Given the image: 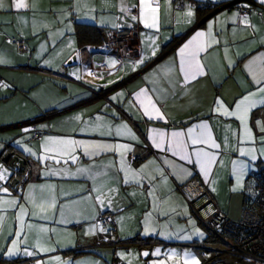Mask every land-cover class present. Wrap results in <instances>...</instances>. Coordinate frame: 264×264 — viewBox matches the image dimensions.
<instances>
[{"label": "crops", "instance_id": "1", "mask_svg": "<svg viewBox=\"0 0 264 264\" xmlns=\"http://www.w3.org/2000/svg\"><path fill=\"white\" fill-rule=\"evenodd\" d=\"M187 1L182 9H178L173 0L171 6L168 0H160L157 31L144 28L142 23L131 19V14L120 11L122 5L131 6L138 0H82L80 8L73 10L71 15L62 10H68L72 0H28L34 7L22 10L13 9L12 0H3L4 7L0 8V59L6 63L0 64V165L7 169V179L0 184L8 187L11 193V197L5 198H19L29 210L33 206L24 197L32 191L39 192L41 187L55 186L57 200L56 209L47 210L46 219L23 217L37 227L25 229L26 235L21 234L24 242L19 245L20 251L11 256L7 250L16 237L8 233L18 230L19 223L14 215L18 209L5 206L7 210L0 211V216L4 217L0 222V260L3 264H24L26 261L35 264L37 261L41 264H154L158 261L184 264L185 253L189 254V261L195 256L200 264H245L226 252L224 238L211 233L199 222L180 188L188 180L197 178L211 192L221 212L232 220H239L252 193L251 178L264 173V156L259 151L254 161L239 153L241 148L259 150L261 145L238 143L239 122L212 114L217 97L231 106L238 97L255 87L246 65L253 57L264 54V14L260 15L254 9L249 13V20L255 25L254 32L243 24L237 26V18L233 15L238 6L249 5L247 2L193 0L228 5L204 11L189 7ZM51 9L58 11L59 19L65 18L57 26L48 14ZM189 10L193 12L190 22L186 16ZM77 24L94 26L99 37L79 43ZM134 25L139 26L138 58L122 61L104 47V32H125ZM198 31L205 32L206 36L210 31L212 37L220 41L201 53L207 74L193 81L187 92L177 87L175 94L168 97L163 104L166 122L143 116L135 103L136 94L146 89L155 98L160 95L157 89H169V82L177 81L181 60L179 49ZM9 39L24 41L26 51L18 53ZM153 48L155 56H152ZM141 59L144 63L138 64ZM113 60L116 61L114 67L110 63ZM229 61L234 62L232 68L228 66ZM134 65H138L135 70ZM45 114L49 116L46 121L35 123V127L42 128L45 134L33 141L30 122ZM97 116L101 117L103 129L90 127L93 122L99 123ZM257 118L264 119V108L252 113L250 123L254 125ZM202 120L209 121L213 138L221 144L217 162L211 166L207 177L197 164L157 149L151 140L153 128L165 131L166 137H170L172 132L186 131ZM122 122L129 125L139 138L138 142L100 134L109 125ZM81 129L85 131L81 132ZM112 131L115 132L114 127ZM253 131H256L254 126ZM45 136L130 144L132 150L127 153V163L131 169H143V178L139 184L135 181L124 184V173L117 175L116 168H110L115 180L105 182L103 191L107 197L104 204L94 199L82 200L95 182L79 175H46L50 169L62 166L39 159L43 155ZM12 151L25 158V172L30 174L29 180L18 191L14 188L15 174L3 160L4 155ZM77 154L80 155L78 165L63 167L75 172L77 167L102 169L112 163L119 166V156L114 152L95 158ZM240 161L248 167L239 177L238 186L235 170ZM184 171L191 175L183 174ZM29 185L36 187L29 189ZM109 188L115 191L110 192ZM149 191L154 194L149 195ZM65 204L68 207L61 212ZM108 212L113 213V225L97 226L98 217ZM39 226L48 231L41 234ZM199 227L211 234L196 239ZM103 237L109 240L101 241ZM114 242L120 246H115ZM41 246L54 251H40ZM25 248L37 254L26 256L23 254ZM157 249L160 255H152ZM144 252L149 255L144 256Z\"/></svg>", "mask_w": 264, "mask_h": 264}, {"label": "snow or ice", "instance_id": "2", "mask_svg": "<svg viewBox=\"0 0 264 264\" xmlns=\"http://www.w3.org/2000/svg\"><path fill=\"white\" fill-rule=\"evenodd\" d=\"M172 0H168L169 6H171ZM259 3L264 4V0H258ZM82 0H72L71 5L67 11L68 15L72 14L73 10L80 8ZM4 7L3 0H0V8ZM11 7L15 10L30 9L34 5L30 4L28 0H12ZM244 8H250V5H241ZM132 8L137 9L136 14L131 15V19L142 23L143 27L146 29H156L159 30L160 16H161V3L160 0H138L136 4L131 6H121L120 11L125 14H130ZM234 17L238 18L240 22L245 26V28H252L255 32V25L251 24L249 20V13L245 12L241 14L240 12L234 13ZM186 16L191 20L193 12L191 10L187 11ZM118 27V25H113ZM212 25H209L211 29ZM211 38V42H209ZM154 44V41H150ZM220 41L212 37L211 32L206 36L203 31H198L196 34L187 41L180 49L178 55L180 56V67H179V78L176 82H169V89H157L160 92L159 96L154 98L153 93L150 90L141 89L139 93L136 94L135 103L139 105L143 116H146L150 120H160L167 121L166 114L163 111V104L167 101L168 97L175 94L177 87H180L183 92H187L188 86L196 81L201 76L207 74L206 65L202 63L201 53L206 52L213 44H218ZM156 55V51L153 48L152 56ZM225 57L227 58V49L225 50ZM144 59H147L145 57ZM144 59L138 61V64H143ZM6 63L4 60L0 59V64ZM114 67L116 61L110 62ZM232 61H229V68L233 67ZM138 65L133 66V70ZM249 69L254 83V88L251 91H246L244 95L238 97L235 102L228 106L224 103L221 97H217L214 101V108L212 110L213 115L223 116L229 119H236L239 122L238 129V143L240 144H250L255 145L259 143L261 148L258 150L255 147H249L247 149H239V153L242 156L249 157L252 161L257 159V151L260 155L264 156V119L257 118L256 121L250 123L252 113L258 109L264 108V54L253 57L252 60L246 65ZM79 79V76H77ZM6 86V85H5ZM116 99V97H112ZM116 114L113 113V116ZM76 119H79L77 117ZM96 122H93L90 127L92 128H104V124L101 121V117H96ZM253 126L256 131H253ZM115 128V132L112 128ZM23 131L27 132L28 129ZM85 131L81 129V132ZM152 136L151 140L154 146L165 152H171L172 155L179 157L180 160L186 161L188 163H195L199 166L200 171L205 177L211 172V166L217 162V156L219 150L221 149V144L217 143L213 138L210 123L207 120H202L199 123H194L192 126L188 127L186 131L172 132L170 137H166L165 131L153 128L151 130ZM259 133V135H258ZM101 135L107 136H117L125 137L132 141H139L137 135L132 131L126 122H122L115 125H109L106 130L101 131ZM186 137V139H185ZM44 143L42 144L43 155L39 157L42 161H52L54 165H61L60 168H52L46 175H79L87 177L93 180L94 186L89 188L87 197L85 199H94L98 201L101 205L104 204V198L107 197V193L103 191L105 182L108 180H115V176L110 173V168H116V174L124 173L122 178V183L128 184L135 181L140 183L142 180L143 169L135 170L127 163V153L132 150L130 144L121 143H108L103 140H78L72 136L64 137H53L45 136L43 137ZM190 141V143H189ZM17 144L20 143L19 140L16 141ZM163 146V147H162ZM203 146V147H199ZM2 147V145H0ZM191 149V151H189ZM25 151L32 155L31 149L25 148ZM85 157L95 158L106 152H114L119 156V166L115 163L110 165H105L103 168H98L96 166H85L77 167L75 172H72L70 168L63 167L64 165H78L80 161V155ZM193 157L195 159H193ZM248 165L244 161H240L236 168V175L238 178L243 176L244 170ZM183 174L191 175L189 171H184ZM163 175V172L161 173ZM7 179V169H4L0 165V181H5ZM155 179V177H151ZM205 183L209 181L205 180ZM36 186L29 185V189H34ZM55 186H48L47 189L41 187L39 192L32 191L30 194L24 197V199L31 202L33 208L29 210L24 203H21L19 198L7 199L5 196L11 197V193L8 187L0 186V193L5 195H0V211H6L7 208L18 209V213L15 215V220L18 221V230L8 233V235H13L16 239L11 240V247L7 250L8 255H15L20 251L19 245L24 241L21 239V234L25 233V229L32 230L34 227L30 222H26L23 217L29 216L30 218H40L46 219L47 210H55L57 205L56 196L54 195ZM109 191H115V189L109 188ZM93 193H98L95 197L92 196ZM152 191H149V195H153ZM111 199L109 198V204ZM7 206V208L5 207ZM68 205L65 204L60 209L63 212L64 208ZM38 209V211H37ZM4 217L0 216V222H3ZM102 231H107V229H101ZM38 231L43 234L48 231L47 228L39 226ZM53 231H55L53 229ZM197 233L199 230L197 229ZM26 235V233H25ZM190 237H185L189 239ZM40 251L48 252L54 251L51 248L40 247ZM23 254L26 256H35L37 253L29 251L27 248L23 250ZM144 256H148V252L143 253ZM152 255H160V250L157 249ZM188 253H185L184 264H200V261L195 257L191 256L190 261L187 258ZM59 259L58 257L56 258ZM37 264H41L37 261ZM154 264H164L163 261L154 262Z\"/></svg>", "mask_w": 264, "mask_h": 264}, {"label": "built area", "instance_id": "3", "mask_svg": "<svg viewBox=\"0 0 264 264\" xmlns=\"http://www.w3.org/2000/svg\"><path fill=\"white\" fill-rule=\"evenodd\" d=\"M249 3L250 8L238 6L237 12L241 14L250 13L253 9L260 15L264 14V4L258 3V0H238ZM178 9H182L185 0H173ZM187 4L192 8L201 9H219L226 6H217L206 2L197 3L188 0ZM230 5V4H229ZM137 9L132 8L131 15L136 14ZM237 26L242 23L237 18ZM139 26L134 25L125 32L115 30H105L104 47L113 55L118 56L122 61H135L138 58L139 48L137 46V36ZM11 43L15 46L18 53L26 51L25 42L12 39ZM48 115H42L38 119L32 120L31 139L36 141L40 139L45 131L42 128L35 127V123L46 121ZM14 188L18 191L30 178L28 172L21 175H14ZM1 186V184H0ZM252 193L242 209V215L239 220H232L219 209L211 192L197 179L192 178L183 184L180 188L183 195L188 199L190 209L193 214L210 231L224 238L226 252L237 261L245 264H264V173L257 174L251 178ZM114 223L113 213L102 214L96 220L99 227H111ZM109 239L103 237L101 241L107 242ZM115 246H120L114 242ZM24 264H35L32 261H26Z\"/></svg>", "mask_w": 264, "mask_h": 264}, {"label": "water", "instance_id": "4", "mask_svg": "<svg viewBox=\"0 0 264 264\" xmlns=\"http://www.w3.org/2000/svg\"><path fill=\"white\" fill-rule=\"evenodd\" d=\"M4 162L8 164V167L14 174H23L26 171V160L22 158L18 153L12 151L8 152L3 157Z\"/></svg>", "mask_w": 264, "mask_h": 264}, {"label": "trees", "instance_id": "5", "mask_svg": "<svg viewBox=\"0 0 264 264\" xmlns=\"http://www.w3.org/2000/svg\"><path fill=\"white\" fill-rule=\"evenodd\" d=\"M76 34L78 36L79 43H84L85 41H88V40L92 41V39L95 40L94 38L99 37L98 31L92 25L77 24L76 25ZM210 232L214 234V232H212V231H210ZM3 263L4 262L2 260H0V264H3Z\"/></svg>", "mask_w": 264, "mask_h": 264}, {"label": "rangeland", "instance_id": "6", "mask_svg": "<svg viewBox=\"0 0 264 264\" xmlns=\"http://www.w3.org/2000/svg\"><path fill=\"white\" fill-rule=\"evenodd\" d=\"M55 21H56V24H55V26H57L58 25V23L60 24V22L63 20V19H65V18H63V17H61L60 19H59V13H58V11L57 10H55V9H51L50 10V12L48 13ZM9 42H11V39H9ZM25 128H27V127H25ZM199 237H197L196 239H200L201 237H205L206 235H208V234H211L209 231H207L205 228H203V227H199ZM203 243V242H202ZM214 245L217 247L218 246V244L216 243V242H214Z\"/></svg>", "mask_w": 264, "mask_h": 264}]
</instances>
